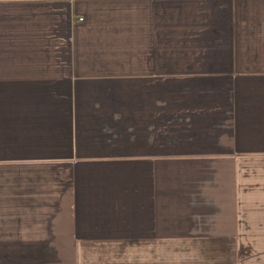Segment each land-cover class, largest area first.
I'll use <instances>...</instances> for the list:
<instances>
[{"label":"crops","instance_id":"0c3cea01","mask_svg":"<svg viewBox=\"0 0 264 264\" xmlns=\"http://www.w3.org/2000/svg\"><path fill=\"white\" fill-rule=\"evenodd\" d=\"M0 264H264V0H0Z\"/></svg>","mask_w":264,"mask_h":264}]
</instances>
